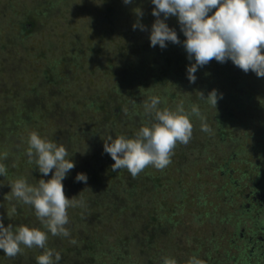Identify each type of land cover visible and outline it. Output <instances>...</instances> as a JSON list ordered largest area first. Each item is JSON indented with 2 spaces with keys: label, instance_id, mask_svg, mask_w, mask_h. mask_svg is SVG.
Segmentation results:
<instances>
[{
  "label": "rangeland",
  "instance_id": "374dc122",
  "mask_svg": "<svg viewBox=\"0 0 264 264\" xmlns=\"http://www.w3.org/2000/svg\"><path fill=\"white\" fill-rule=\"evenodd\" d=\"M119 2L126 5L124 0ZM133 2L131 10L117 14L115 23L110 18L105 20L112 14L108 8L114 7L109 0H0V23H9L6 29H0V122L5 119L10 123L14 115L22 120L13 129L2 123L0 128L8 133L5 136L14 140L12 131L20 130L24 136L36 131L42 138L69 147V158L73 157L72 150L87 156L93 166L97 164L104 181L111 177L115 163L104 152V140L109 135L115 138L117 132L135 136L137 133H132L140 129V120L133 125L128 121L133 112L146 115L144 103L150 102V97H160V109L175 110L183 102L190 110L196 103L212 129L211 133L201 131V120L192 116V139L187 145L177 144L166 168L146 167L141 172L143 180L119 170L121 175L112 184L119 185V190L133 178L135 189H127L135 191L142 207L137 216L127 209L121 218L107 211L106 203L91 207L88 219L93 223L91 231L86 229L85 233L99 241L96 262L83 261L78 252L74 254L76 259L67 256V245L73 239H82L79 237L86 228L84 223L71 222L75 221L72 215L79 216L76 207L68 210L70 237L49 233L48 247L62 252L67 264H105L113 260L115 264H163V257L186 264L192 256L205 264H264V249L253 246L261 243L258 237L264 233L252 226L255 219L264 227V218L259 220L255 212L247 216L244 211L252 203L246 194L255 191L254 186H260V193L252 192V198L260 196L264 206V77L252 71L245 73L237 66L230 71L231 60L220 63L213 59L198 68L196 82L191 83L187 69L195 60L188 59L178 18L172 16L165 22L177 32L181 43L169 41L163 49L152 47L155 5L152 0ZM134 9H140L142 17ZM36 12L42 18L36 21L35 29L26 28L19 39L17 20L21 14L23 18ZM137 22L145 30H134ZM189 86L197 90H188ZM212 90L222 95L216 109L199 98L202 92L206 99ZM184 93L191 96L181 98ZM128 115L131 117L127 120ZM67 138L73 141L71 145L65 143ZM13 172L14 178L27 175L20 165L13 167ZM39 179L47 177L39 174L30 184L36 185ZM90 185H82L78 194L83 191L85 199L94 197ZM18 208L5 211L16 226L18 218L26 219L17 216ZM29 212L30 221L43 230L34 208ZM259 214L264 216V211ZM28 222L24 226H29ZM117 222L125 226L123 233L115 228ZM242 229L250 236L256 231L252 245L239 240ZM234 238L239 241L231 245ZM42 251L24 247L22 254L26 252L25 258L37 264L36 257ZM5 256L0 253V264H19Z\"/></svg>",
  "mask_w": 264,
  "mask_h": 264
},
{
  "label": "clouds",
  "instance_id": "9594fccd",
  "mask_svg": "<svg viewBox=\"0 0 264 264\" xmlns=\"http://www.w3.org/2000/svg\"><path fill=\"white\" fill-rule=\"evenodd\" d=\"M124 3L130 4L132 0H124ZM152 3L155 5L152 15L156 20L151 29V46L159 45L163 49L166 42L181 43L177 32L165 22L169 17H177L186 37L183 46L188 59L195 60L187 69L191 83L196 82L198 68L213 59L220 63L231 60L245 73L252 71L258 77H264V0H152ZM214 9V14L209 15ZM135 11L142 17L140 9ZM137 27L145 30L139 22L133 25L134 30ZM199 98L216 109L222 95L218 96L217 90H212L206 99L202 92ZM160 103L158 96L150 97V102L144 103L145 114L155 121L151 126H142L131 138L109 135L104 140V152L115 162L113 172L126 169L136 177L148 166L157 170L166 168L177 144L187 145L192 139V116L201 120V131L212 132L198 105L193 104L186 110L181 102L171 110L158 108ZM26 155L28 163H35L42 176L47 177L50 173L52 176L48 180L39 179L36 185L29 184L25 178H17L9 184L10 196L34 208L43 230L24 225L14 227L11 223L5 227L3 217H0V250L14 258L23 253L24 247H37L43 250L36 257L37 264H59L61 253L48 247V234L70 237L66 227L70 223L68 210L83 205V201L77 199L83 191L70 199L63 184L75 163L69 158L64 144L42 138L36 131L29 134ZM0 176H7V167L3 163H0ZM75 179L87 184L88 177L78 173ZM71 243L76 244V241L73 239ZM162 261L163 264H178L170 257H163ZM186 264H205V261L192 256Z\"/></svg>",
  "mask_w": 264,
  "mask_h": 264
},
{
  "label": "trees",
  "instance_id": "16d2710c",
  "mask_svg": "<svg viewBox=\"0 0 264 264\" xmlns=\"http://www.w3.org/2000/svg\"><path fill=\"white\" fill-rule=\"evenodd\" d=\"M62 1L67 2L68 0H62ZM109 1L112 4V6L115 7V9H114V7H113V9L108 8L109 11L111 10L112 14L105 16L106 22H108L107 19L110 18V20L117 23L116 18H118V15H120L122 12L131 10L132 6L135 5L134 2L130 3L132 5L126 4L124 6L123 3L119 2V0H109ZM50 10H52V8ZM135 10L136 9H134V13L136 12ZM40 14H41L40 12H36L35 14L34 13H31V14L27 13L23 16V18H22V14H21V18H19L17 20V24L18 23L19 24L16 26L17 28L21 27L20 28L21 31H19V37H18L19 39L22 37V33L24 32V30L26 28L32 27L33 29H35L36 21L40 20L42 18V16ZM119 21H120V19H119ZM8 24H9L8 21L0 23V29H6ZM12 32L14 33V31H12ZM175 64H177V63H175ZM234 67H235V65L232 64V66H230V68H231L230 71L234 70ZM167 72L171 73L172 71L168 70ZM167 72H165V73H167ZM160 76L158 75L159 78H161ZM169 78L173 79L174 76L170 75ZM52 82L54 84H57V82H55L54 80ZM191 89L197 90L195 88H190V86H189L188 90H191ZM189 95L191 96V94L184 93L181 96V98L183 96L184 97H190ZM242 107H243V104L240 106V108H242ZM114 114H116V112H114L113 115ZM135 116H137L138 118L135 119ZM129 117H131V115H128L126 117V119L128 120ZM12 119H13L12 120L13 122L11 120H9L10 123L5 122L6 121L5 119H1L0 126L2 125V123L5 122V124L7 123L6 124L7 126L6 125L4 126L5 128H7V127L10 128L13 126L12 127V129H13L15 127V125L22 124V120L20 117H18V115H14ZM131 119H132L131 121H128L129 125L130 124L133 125L135 123V121H137V119L140 120L141 123L140 122L139 123L141 124V126L138 123L139 128H141L142 126H151V124L155 122L153 120L152 116L144 115L143 113L140 114L137 112H133ZM123 124H124V121H123ZM4 127H2V128H4ZM2 128H0V163L5 164L7 167V176L6 177L0 176V209H1L0 211L3 210V213H4V215L1 214V216L3 217L4 225H5V227H7L8 224L10 223V221L14 220V218L12 219V217L6 215V212H5L6 209L9 207V209L11 211H14V209L16 207L18 208V206H19L18 211H17L18 213H16L17 216L21 217L23 215V216H25V218L27 220L26 219L23 220L21 218H18L19 219V220H17L18 226L24 225L29 221L28 227H30V228L31 227L41 228V226H39L36 222H34V220L30 221V219H29L32 217V214H30L29 211H32L33 207L30 205H26V204L17 202L15 200V198L10 196V191H11V188L9 186L10 182L14 181L17 178H20V177L14 178V176H12L14 174L13 167L19 168V165H20V169L21 170L24 169L27 172V175L24 178L29 182V184L32 183L33 178H35L39 174H41L35 163H32V164L28 163V157L26 155V150L28 148L29 136H27V135L24 136V134L21 133L22 131H20V130L17 132H14V133L12 131V133H10V134H13V136H14V140H12L10 135L5 136L8 133L4 132L3 131L4 129H2ZM138 131H139V129L137 128V132L133 131L132 134L134 135V132L138 133ZM21 134H23V135H21ZM60 134H61V132L59 133L58 136H59V140L61 141ZM61 135H63V134H61ZM118 135H125L127 137H129V136L132 137V135H129L127 133L124 134L121 132H117L115 134V136H118ZM58 136H57V138H58ZM113 138H114V135H113ZM64 141H65V143H67V145H71L73 142L69 138L65 139ZM68 149H69V147L67 148V150ZM72 152H74V153H72L73 157L71 159H72V162L75 163V168L68 173L66 179L63 181L64 187H65V194L70 199L73 197L79 196L78 193L81 191V189L79 190V188L82 185H84L85 183L82 184L83 182H76L75 178H76L78 173H84L88 177L87 183H89V182L91 183L89 188L93 189L92 194H94V197H90L88 195L87 198L85 199V197L80 195L77 198V199L83 201V205L76 207V209L74 208L75 210L79 211V216L78 215L76 216L73 213L74 215H72V216H75L73 218V219H75V221H71V222H72V224H75L77 222H80L81 224L84 223L85 225H83V226L84 227L86 226V228H84L83 236L79 237L82 239H79V240L74 239L76 241V244L70 243L69 245H67L68 253L70 254V255L67 254V256L69 258L72 255V257L73 258L75 257V259H76V256H74V254H75V252H78L79 255L81 257H83V259L80 257L83 261L85 258V260L87 262H88V260L92 261V262H96V255H97V253H99L98 249L100 247L99 241H97L98 239L95 238L94 235L90 236V233H85L86 229L91 231L90 224L93 223L91 220L88 219V216H89L88 211L91 210V207L93 209L94 205H97L101 202H102V204L106 203V208H107L106 210L109 212H112V213H117L118 215H120V218H121V216H123L122 214L127 209H129L130 212L135 213L137 216L139 214L138 213L139 208L142 207V204L140 202L139 197L134 195L135 191L131 190V189H127L128 186H131L132 189H135V185H133V184H135L134 179H133L135 177H133L129 182H126L129 185H125L124 188H122V189L119 188V190H118L117 186H119V185L115 186L116 184H112V181L116 180V178H119V175H121V172L119 170H117L116 172H113L111 170L110 171L111 177H109L108 180L103 181V179L101 178V176H103V175L99 171L97 164H96V166H93L91 163V159L89 160L87 156H85V158L82 157L81 155L78 154L77 150H72ZM5 153L7 154L6 159H4ZM88 154H89V152H88ZM69 156H70V154H69ZM103 172H105L104 168H103ZM123 173H124V175H127V173H129V172H127L126 169H123ZM124 175H122L121 177H123ZM129 175H130V173H129ZM51 176H52V174L50 173L49 176H47V179H45V180L50 179ZM139 178L141 180H143L141 173L139 174ZM149 181L151 182L152 180L149 179ZM16 204L18 206L15 207ZM125 216H126V213H125ZM93 218L94 217H92V219ZM15 226L16 225H14V227ZM115 228H119V231H121V233H123L125 226L117 222V225L115 226ZM148 235H150V234H148ZM149 244L152 245V240H151V242H148V246H149ZM62 245H64V244H62ZM35 248H37V247H33L30 249L33 251ZM2 252L3 251L0 250V253H2ZM24 254L17 255L16 257H14L15 262H18L19 264H26L27 262H29L30 264H33L32 263L33 259H30V261H29V258H25ZM64 254H66V253H64ZM79 255H77V256L79 257ZM101 256H103V254H101ZM8 258L9 257H7V256L4 257V259H8ZM6 261H8V260H6ZM67 263L68 262L65 260L64 257L59 261V264H67ZM112 263L115 264V261L113 260ZM112 263L105 262V264H112Z\"/></svg>",
  "mask_w": 264,
  "mask_h": 264
},
{
  "label": "flooded vegetation",
  "instance_id": "af4514ba",
  "mask_svg": "<svg viewBox=\"0 0 264 264\" xmlns=\"http://www.w3.org/2000/svg\"><path fill=\"white\" fill-rule=\"evenodd\" d=\"M255 188H253L255 191H251V193H247L246 194V198L247 199H251L252 203L247 207H244L245 208V213L247 214V216H250L253 212H255L257 218L260 220L261 218H264L263 215L259 214L261 213L262 211H264V206L263 204L260 203V196L259 197H253V193L252 192H255V193H260V186H254ZM256 187H258V189H256ZM263 191V190H262ZM259 199V200H256V199ZM259 201V202H258ZM253 227H258L259 230H261L262 233H264V227L263 226H260V224H256V220L254 219V224H252ZM242 232L240 233L239 232V240L241 239V241H244L245 244L247 245H252V236L253 234L255 235L256 234V231H252L253 234L252 236L248 235V234H245V230L242 229L241 230ZM260 238V239H259ZM236 239V241H232L230 240V244L233 245L234 243H236L238 240V238H234ZM258 240L261 241V243L258 245V244H254V248H257V249H264V234L261 236L258 237ZM240 241V242H241ZM249 260V258H248Z\"/></svg>",
  "mask_w": 264,
  "mask_h": 264
}]
</instances>
